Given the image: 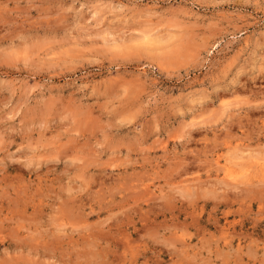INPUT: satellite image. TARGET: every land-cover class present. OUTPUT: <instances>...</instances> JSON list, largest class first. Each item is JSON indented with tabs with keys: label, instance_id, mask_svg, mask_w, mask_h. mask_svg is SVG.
<instances>
[{
	"label": "clouds",
	"instance_id": "9594fccd",
	"mask_svg": "<svg viewBox=\"0 0 264 264\" xmlns=\"http://www.w3.org/2000/svg\"><path fill=\"white\" fill-rule=\"evenodd\" d=\"M101 2L84 0L79 14L93 12ZM242 2L264 6V0ZM45 3L0 0L4 80L25 68L23 60H10L7 54L34 44V28L55 19L46 14ZM33 10H39L35 18ZM109 15L81 27L100 29ZM115 23L111 20L109 26ZM32 51V65L48 62L42 49ZM258 59L246 70L238 69L231 81L228 74L236 65L221 68L216 83H238L236 77L245 71L264 74V56ZM38 87L35 94L31 88L13 90L0 103V264H135L130 247L137 256L154 250L153 264H161L160 254L168 257L163 264H264V122L251 129L241 122L250 103L234 98L231 110L220 115L219 104L208 93L206 104L183 105L184 113H177V125L170 129L177 140L173 149L160 154L143 140L120 143L109 137L92 143L89 162L76 160L77 145H69L63 135L64 105L40 97ZM259 99L264 104V97ZM133 101L132 96L122 98L120 111L111 118L113 129ZM237 123L240 134L234 135ZM205 129L214 130L213 137L194 140L191 133ZM152 132L159 137L161 129L154 126ZM225 151L242 154L240 167L250 170L247 178L232 181L220 175L217 153ZM195 171L208 175L194 177ZM201 203L228 207L249 227L223 235L218 220L210 224L194 216L180 218ZM125 239L131 244H122Z\"/></svg>",
	"mask_w": 264,
	"mask_h": 264
},
{
	"label": "rangeland",
	"instance_id": "374dc122",
	"mask_svg": "<svg viewBox=\"0 0 264 264\" xmlns=\"http://www.w3.org/2000/svg\"><path fill=\"white\" fill-rule=\"evenodd\" d=\"M83 4L84 0H46V14L55 19L41 21V26L34 28V44L7 54L10 60H23L25 68L10 72L6 80L0 76L4 80L0 103L10 98L13 90L31 88L35 94L38 85L40 97L64 105L63 135L69 145H77V161L90 162L92 143L109 137L120 143L143 140L150 151L160 154L173 149L177 140L170 129L177 125V113H184L183 105L206 104L208 93L219 104L220 115L231 110L234 98L243 99L251 104L242 114L245 127L264 122V104L259 99L264 97V74L245 71L236 77L238 83L217 84L215 80L221 68L236 65L228 74L231 81L238 69L246 70L264 56V6L242 0H102L93 12L81 15ZM38 11H31V16L37 17ZM109 12L100 29L85 31L81 27ZM111 20L116 23L109 26ZM33 47L42 49L40 55L48 62L32 65ZM80 85L85 86L83 92L78 90ZM129 96L134 101L120 115L119 127L113 129L111 118L120 111L117 105ZM154 126L161 129L159 137L152 132ZM231 130L239 135V124ZM213 131H193L191 135L194 140L211 139ZM224 143L227 147L228 142ZM240 155L217 153L221 176L232 181L247 178L250 170L240 167ZM207 175L192 173L201 179ZM193 216L197 222L215 224L218 220L223 235L249 227L225 206L201 203L180 218L192 220ZM121 243L129 245L131 241ZM128 250L135 264H153L154 250L145 249L138 256L135 247ZM159 259L163 264L168 257L160 254Z\"/></svg>",
	"mask_w": 264,
	"mask_h": 264
}]
</instances>
